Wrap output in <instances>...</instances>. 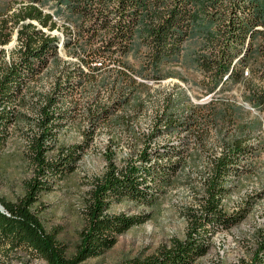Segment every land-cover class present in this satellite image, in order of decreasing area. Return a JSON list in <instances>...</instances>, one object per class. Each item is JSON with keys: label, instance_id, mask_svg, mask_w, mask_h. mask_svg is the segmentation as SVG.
<instances>
[{"label": "trees", "instance_id": "obj_1", "mask_svg": "<svg viewBox=\"0 0 264 264\" xmlns=\"http://www.w3.org/2000/svg\"><path fill=\"white\" fill-rule=\"evenodd\" d=\"M31 1L32 4L12 16L16 22L38 21L53 30L56 26L51 15L44 14L35 3L46 6L54 2L57 11L63 12L77 29V34L71 38V49L74 54L82 55L88 71L75 66L71 80L57 86L58 96L51 95L48 110H42L41 133L30 143L34 177L26 184V192L19 200H0L3 208L0 209V249H25L47 264H85L111 250L120 235L146 219L110 215L113 203L128 200L152 206L163 189L175 181L177 170L188 156L187 150L185 147L151 148L154 137L188 131L201 141V134L210 128L217 129L224 116L215 107L192 106L185 118L180 119V106L169 99L167 107L157 117L153 138L145 139L148 147L121 169L112 164L95 183L84 204L85 227L80 244L76 253L69 255L58 235L46 230L36 207L41 196L51 192L68 172L72 174L82 158L80 145L49 157L56 142L53 126L62 121L58 102L73 97L85 83L95 88L99 84L98 88L105 87L111 103L92 107L88 121L94 132L99 123L109 124L118 110L126 109L141 86L126 61L131 53L144 59L143 68L137 72L139 76L160 78L159 73L165 66L178 62L183 56L185 43L197 38L200 47L190 62L207 77L213 88L243 80V71L249 67V62L256 56L259 58L252 71L259 83L251 85L250 97L255 106L263 107L264 0ZM7 23V19L0 20V46L9 40L5 34ZM19 40L21 49L17 60L10 64L4 59L0 61V148L7 143L10 129L17 120L13 106L58 55L61 45L58 37L37 29L32 23L22 26ZM112 64H115L113 68ZM104 69L115 75L111 83L97 81V75ZM245 73L249 75L248 71ZM99 91L97 89L98 94ZM228 110L229 120L235 122L236 110L231 106ZM224 145V152L211 161L205 199L201 210L190 219L185 238L162 246L154 256L120 264H196L209 250L205 241L207 227L230 229L242 220L243 216H230L223 211L222 201L228 195V183L244 173V163L255 157L256 151L240 139H227ZM163 160L168 163L162 164ZM239 264H264V231L251 261Z\"/></svg>", "mask_w": 264, "mask_h": 264}, {"label": "rangeland", "instance_id": "obj_2", "mask_svg": "<svg viewBox=\"0 0 264 264\" xmlns=\"http://www.w3.org/2000/svg\"><path fill=\"white\" fill-rule=\"evenodd\" d=\"M32 3L31 0H0V20H8L5 34L9 36L8 43L0 46V61L4 59L10 64L17 60L21 49L20 29L28 23L58 37L61 45L58 55L27 86L13 106L17 120L10 129L7 143L0 148V200L6 202L19 200L26 192V184L34 177L30 143L41 133L39 121L43 117L42 110H48V98L58 96L57 86L71 80V70L75 66L88 71L82 55L74 54L71 49V38L77 34V29L63 12L57 11L54 2L46 6L35 3L44 14L51 15L56 26L53 30L43 27L38 21L16 22L12 16ZM199 47L200 39L187 41L183 56L178 62L165 66L159 73L160 78L139 76L137 72L143 68L144 59L137 53H131L126 61L135 72L133 78L141 86L130 98L126 109L118 110L109 124L99 123L94 132L88 121L92 107L111 103L105 87L98 88L99 84L95 88L85 83L73 97L58 102L57 108L62 114L59 119L62 121L53 126L56 142L49 157L80 145L83 147L82 158L72 174L68 172L57 181L51 192L41 196L36 207L46 230L58 235L69 255L75 254L80 244L85 227L84 204L95 183L112 164L121 169L148 147L149 142L145 139L153 138L159 113L167 107L169 99H173L180 106V119L185 118L192 106L215 107L224 117L217 129L210 128L201 134V141L188 131L154 137L151 148L185 147L187 150L188 156L177 170L175 181L163 189L152 206L128 200L113 203L110 215L146 219L143 224L120 235L111 250L85 264H120L132 259H145L154 256L162 246H170L173 240H183L190 219L198 214L205 199V182L211 161L224 152L227 139H240L256 151V156L244 163V173L228 183L229 192L222 201L223 211L230 216L238 214L243 217L230 229L207 227L205 241L209 250L196 264L251 261L264 231V106H255L250 97L251 85L259 83L252 71L260 60L256 56L249 62V67L243 71V80L224 86L221 83L213 88L207 77L190 62ZM114 66L111 65L112 68ZM104 70L97 75V81L111 83L115 75ZM97 89L101 90L99 94ZM228 106L236 110L235 122L228 118L231 116ZM164 126L162 124L161 128ZM161 162L166 164L168 160ZM0 264L47 262L25 249L2 248Z\"/></svg>", "mask_w": 264, "mask_h": 264}, {"label": "bare ground", "instance_id": "obj_3", "mask_svg": "<svg viewBox=\"0 0 264 264\" xmlns=\"http://www.w3.org/2000/svg\"><path fill=\"white\" fill-rule=\"evenodd\" d=\"M0 209H1V210H3V208H2V207H0Z\"/></svg>", "mask_w": 264, "mask_h": 264}, {"label": "built area", "instance_id": "obj_4", "mask_svg": "<svg viewBox=\"0 0 264 264\" xmlns=\"http://www.w3.org/2000/svg\"><path fill=\"white\" fill-rule=\"evenodd\" d=\"M0 207H2V206L0 205Z\"/></svg>", "mask_w": 264, "mask_h": 264}]
</instances>
